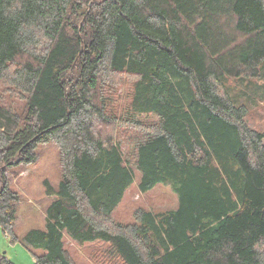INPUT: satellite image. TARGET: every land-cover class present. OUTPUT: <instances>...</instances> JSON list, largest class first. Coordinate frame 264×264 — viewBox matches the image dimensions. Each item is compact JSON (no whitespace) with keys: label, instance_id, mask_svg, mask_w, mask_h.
I'll return each instance as SVG.
<instances>
[{"label":"trees","instance_id":"trees-1","mask_svg":"<svg viewBox=\"0 0 264 264\" xmlns=\"http://www.w3.org/2000/svg\"><path fill=\"white\" fill-rule=\"evenodd\" d=\"M263 74L264 0H0V82L25 96L22 113L0 101L5 235L19 239L9 173L53 142L62 180L25 236L34 264H75L66 237L99 245L98 264H264V129L225 82ZM122 75L135 82L116 112L103 90ZM96 126L133 129L130 152ZM135 169L178 208L115 223Z\"/></svg>","mask_w":264,"mask_h":264},{"label":"rangeland","instance_id":"rangeland-1","mask_svg":"<svg viewBox=\"0 0 264 264\" xmlns=\"http://www.w3.org/2000/svg\"><path fill=\"white\" fill-rule=\"evenodd\" d=\"M16 66H11L7 76L14 74ZM9 77L0 82V101L7 102L22 113L25 96L16 92L18 90L12 87ZM108 81L109 85L103 91L107 96H112L113 110L120 111L129 100L135 80L122 75ZM225 82L236 104L240 106L244 104L248 107L250 111L248 122L264 129V74L261 78L240 81L226 78ZM95 124L101 126L103 123L97 121ZM95 129L100 130L108 138L109 134H113L117 140H121L123 153L127 155L130 152L129 136L134 133L133 129L112 128V126L108 128L96 126ZM37 155L39 158L34 164L19 166L9 173L10 185L20 196L14 226L15 234L19 239L13 242L12 235H5L0 226V254L7 256L15 264H34L36 256L41 253L34 248L32 250L25 236L32 230L45 227L47 211L55 200L48 197V186L51 185L57 190L62 180L61 153L56 143L42 144L37 150ZM134 176L136 181L113 215L115 223H133L136 221L135 212L138 209L160 213L178 208V197L171 187L158 185L151 192L141 193L138 187L141 175L137 169L134 170ZM65 244L73 263L98 264L94 257L100 252L99 245L81 246L68 237L65 238Z\"/></svg>","mask_w":264,"mask_h":264}]
</instances>
